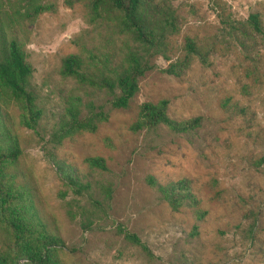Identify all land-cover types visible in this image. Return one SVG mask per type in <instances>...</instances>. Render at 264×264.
Returning <instances> with one entry per match:
<instances>
[{
  "label": "rangeland",
  "instance_id": "obj_1",
  "mask_svg": "<svg viewBox=\"0 0 264 264\" xmlns=\"http://www.w3.org/2000/svg\"><path fill=\"white\" fill-rule=\"evenodd\" d=\"M42 3L50 11L15 30L43 112L37 133L17 126L13 103L5 109L21 148L10 172L26 187L31 211L60 236V261L264 264V0H144L156 20L154 11L170 14L175 31L126 109L110 108L108 94L58 70L63 57L79 52L115 62L129 36L107 18L92 19L89 0ZM186 40L196 52L185 68L175 77L163 73L186 58ZM75 96L102 105L106 117L94 132L56 142L62 107ZM160 100L171 119L198 117L199 126L181 134L164 126L132 131L139 105ZM87 157L101 158L105 170L89 168ZM68 177L89 189L76 194ZM149 177L158 185L186 180L191 199L172 209Z\"/></svg>",
  "mask_w": 264,
  "mask_h": 264
},
{
  "label": "trees",
  "instance_id": "obj_2",
  "mask_svg": "<svg viewBox=\"0 0 264 264\" xmlns=\"http://www.w3.org/2000/svg\"><path fill=\"white\" fill-rule=\"evenodd\" d=\"M44 0H0V264H63L58 252L64 244L55 228H49L31 211L27 189L15 181L10 172L21 148L14 122L5 109L9 104L17 108V126L37 133L42 120V109L30 89L31 66L26 60L24 47L20 44L16 28L37 15L50 11ZM144 0H89L92 19L107 18L119 34L128 35L130 45L122 55L112 62L106 55L82 52L68 54L60 61L58 74L75 83L88 86L110 96L112 109H126L138 90L139 79L153 69L152 59L164 57L166 35L175 31L173 19L165 12L147 14ZM252 28L258 32L255 15L248 17ZM186 58L168 64L163 73L178 76L185 68L188 56L196 52L194 43L186 40ZM102 105L91 102L82 104L79 97H69L59 116L57 130L52 138L60 139L85 131L94 132L97 122L106 117ZM166 127L173 134L191 131L199 126V118L176 121L167 114V101L144 102L139 105L132 131ZM84 162L89 168L105 170L99 157H87ZM68 184L76 194L87 191L88 181L68 177ZM147 183L159 193L172 209L191 199L186 180L158 185L149 177ZM27 201V202H26ZM130 241L137 242L132 235Z\"/></svg>",
  "mask_w": 264,
  "mask_h": 264
}]
</instances>
